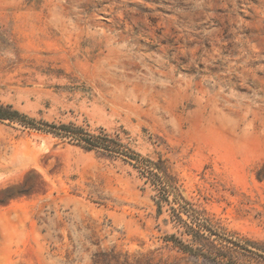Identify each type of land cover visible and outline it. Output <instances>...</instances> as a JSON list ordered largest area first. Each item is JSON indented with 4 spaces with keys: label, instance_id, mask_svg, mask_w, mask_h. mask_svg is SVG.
<instances>
[{
    "label": "rangeland",
    "instance_id": "obj_1",
    "mask_svg": "<svg viewBox=\"0 0 264 264\" xmlns=\"http://www.w3.org/2000/svg\"><path fill=\"white\" fill-rule=\"evenodd\" d=\"M0 105V264L263 258L264 0H0Z\"/></svg>",
    "mask_w": 264,
    "mask_h": 264
},
{
    "label": "trees",
    "instance_id": "obj_2",
    "mask_svg": "<svg viewBox=\"0 0 264 264\" xmlns=\"http://www.w3.org/2000/svg\"><path fill=\"white\" fill-rule=\"evenodd\" d=\"M21 117L24 119L26 116L19 114L15 109L9 107H4L0 105V119H15ZM64 127H67L64 125ZM67 129V128H66ZM66 131H70L67 129ZM80 134L81 132H77ZM82 134V133H81ZM84 135V136H82ZM79 136V141L84 148H100L107 151H112V146L107 144L109 139L91 135V134H82ZM187 234L191 237L189 240L184 241L177 236L170 234L166 236L167 241H171L173 246H175L179 251L197 255L205 256L215 261H219L223 264H234L231 262V257L228 256V249L223 248L216 244L210 237L203 232L200 228H195L191 225L185 224ZM254 259V258H253ZM236 264H245V263H236ZM247 264H264V256L261 260L256 259L255 262H249Z\"/></svg>",
    "mask_w": 264,
    "mask_h": 264
},
{
    "label": "crops",
    "instance_id": "obj_3",
    "mask_svg": "<svg viewBox=\"0 0 264 264\" xmlns=\"http://www.w3.org/2000/svg\"><path fill=\"white\" fill-rule=\"evenodd\" d=\"M10 207H12V206L9 205V206L4 207V208H3V207H0V212H3V211H5L7 208H10ZM13 208H14V210H15V212H16V211H17V210H16V206H14ZM15 220H16V219H15Z\"/></svg>",
    "mask_w": 264,
    "mask_h": 264
}]
</instances>
